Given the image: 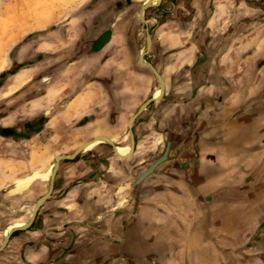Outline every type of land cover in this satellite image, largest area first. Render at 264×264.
<instances>
[{
	"label": "rangeland",
	"instance_id": "rangeland-1",
	"mask_svg": "<svg viewBox=\"0 0 264 264\" xmlns=\"http://www.w3.org/2000/svg\"><path fill=\"white\" fill-rule=\"evenodd\" d=\"M102 1V8L112 12V19L104 21L109 29L103 31L96 40L108 33L104 42L106 44L114 33L113 38L115 37L116 41L112 38V44L104 49L101 60L103 63L108 59L107 67H105L106 71L99 75L97 72L99 64L95 62L90 66L79 65L86 68V71H81L78 67L77 70L69 68L67 72L62 73L69 65L66 63L67 60L73 61L76 53H81L82 50V54L90 56L104 46L103 44L94 50L93 44L96 40L92 47L88 43L91 37L89 39L88 36L85 37L80 33L82 40L80 42L78 40L75 46H69L70 49L66 47L68 57H64L61 61L58 57L66 54L64 50L54 51L55 49L46 45L44 49H38L39 46H36L38 41L40 46L43 45L42 39L57 41L58 35L65 32L74 39L79 38L77 26L73 25L71 27L73 30L58 32L47 39L42 37L36 42L34 33L36 29H43L48 22L51 23L52 18L56 16L55 12L59 9L58 6L65 5L68 0H0V60L5 63L0 68V128L12 126L20 130L37 122L41 124L39 129L49 126L45 133L39 132L40 134L22 142L0 137V209H4L6 214L0 221V240L5 229L21 222L18 220H22L21 223L28 220L32 214L30 205H33L37 199L31 201L26 194L31 193L37 183L45 184L46 187L45 179L49 174L53 177L55 165L54 157L52 159L50 157L60 154L67 156L72 153L71 146L77 144L74 138L78 137L77 132H81L77 130L80 125L89 123L82 130L85 135L83 140L87 141L82 140L83 144L101 137L109 140L108 137L97 135L109 129L105 128L100 119L91 122L92 117H85L81 121L71 120L74 117L69 118L68 113L74 114L75 109H71V105L67 109L66 103L74 97L75 92L86 86L89 88L90 85L94 88L92 90L96 88L106 91L105 89L111 86L125 89L126 95H122V100L115 99L108 120L110 122L112 114L115 120L118 113H124L127 115L125 117L127 121L142 103L152 97L154 91L155 94L159 92V82L145 67L144 60L155 66L162 75L164 68L173 63L175 57L177 59L173 64L177 65L178 56L181 54L184 58L191 57V64L184 65L188 66L186 70L181 69L182 66L179 68L177 66L178 69L170 75L172 77H167V88L171 80L174 84L178 81H187L182 72L189 75L195 90L208 86L209 93L203 94L199 99L214 104L222 124L214 136H218V141L220 140L216 142L220 166L229 174L225 172V175H221V179L223 177L226 179L221 182L229 185L231 199L236 201V218L241 215L242 204L248 203L251 199L252 213H258L260 220H263L264 207L258 204L260 193L264 190V0H218L217 5L220 7L217 8L216 13L219 14L214 19L212 30L206 29V21L213 16L214 8L211 3L209 6L207 4L208 13L205 16L195 18V10L188 12L185 7L186 3L193 0H163L159 5L145 10V24H143L139 19V10L142 3L149 0ZM70 2L71 0L68 3ZM180 2L183 3V9L179 7ZM94 3L93 1L90 5ZM36 21H39V24L30 28ZM53 29L49 28L46 33ZM146 31L151 35L149 39L152 40V45L150 48L149 44L148 49L143 52L148 38ZM29 32L33 34H28ZM162 38H166V41L163 42ZM141 54L145 56L143 61L141 58L139 64ZM123 59L126 61L119 65ZM136 75L147 76L148 82L142 78L136 80ZM96 79L101 81L97 82ZM125 86L129 89L136 87V91L139 92L134 104H131L132 92ZM93 98L94 100L100 98L95 102L103 101L102 95L99 97V94H95ZM162 98L164 99L151 103L135 119L133 134L138 120L140 122L145 118L148 119L154 112H157L155 118L158 120L164 118L163 109L166 108V103H170L167 102L170 98L169 95H163ZM181 101L182 99H179L174 104L178 103L181 106ZM121 103L127 104L124 106L120 105ZM203 109V107L199 109L200 112ZM195 112L198 113V110L188 115L179 107L176 112L172 111L170 114L167 112V114L172 116L170 119H173V122L178 120L177 124L184 125L185 121L195 119ZM80 113L77 111L75 114L80 116L78 115ZM96 113L100 114L98 111ZM97 114L94 116H99ZM179 115L186 118L183 119ZM53 120H57L58 123ZM52 121L53 123L49 125ZM227 122H229L228 126H226ZM124 132L123 135L120 130L115 141L124 140L122 145L126 146L124 148H128L127 152H129L130 140L126 128ZM87 136L90 139H87ZM70 137L72 141H68ZM159 137L165 138L164 135ZM110 140L113 142L112 139ZM156 145L157 142H154L152 148ZM163 147L165 142L161 138L156 148L158 149L156 155H162ZM147 150L141 148L142 156L146 155ZM116 155L120 159L130 156L122 157L117 153ZM225 188L226 185L220 189L221 197L227 198ZM121 189L125 190L124 187ZM10 198L13 199L12 202L15 200L14 205H10ZM20 213L24 216L17 218ZM7 218L9 220H6ZM30 227L34 228L33 225ZM16 235L15 232L12 233L11 238ZM220 240L221 246L227 243L225 240ZM5 246L0 250V262L16 263V259L9 262L11 261L7 256L9 248ZM253 252L254 256L251 252L247 255L240 253L238 256L243 255L242 258L231 255L228 261H224L227 254H220L218 258L220 264H233V262L260 264L257 260L260 257L264 262V249L257 253Z\"/></svg>",
	"mask_w": 264,
	"mask_h": 264
},
{
	"label": "crops",
	"instance_id": "crops-1",
	"mask_svg": "<svg viewBox=\"0 0 264 264\" xmlns=\"http://www.w3.org/2000/svg\"><path fill=\"white\" fill-rule=\"evenodd\" d=\"M93 1L94 5H90ZM153 1L162 2L163 0ZM68 2L63 6H58L59 9L55 12L56 16L52 18L51 23L48 22L45 28L36 29L34 32L37 42L42 37L47 39L58 32L73 30L71 28L73 25L77 26L76 31L79 33L77 36L79 38L74 39L65 32V34L58 35L57 41L42 39L43 45L41 46L38 41L36 45L39 46L38 49H44L46 45L55 49L54 51L64 50L66 54L59 55V61L68 57L66 47L75 46L78 40L79 42L82 40L81 34L88 36L89 39L91 37L88 43L92 47L97 37L109 29L104 21L112 19V12L102 8V0H71L70 3ZM209 3L213 5L212 8L215 11H212V18L206 21V29L212 30L214 19L219 14L216 13L217 8L220 7L217 5L218 0H193L186 3L185 7L188 12L195 10L196 18L208 13L206 9ZM151 6L154 5L151 4ZM179 7L184 8L182 2L179 3ZM114 14L116 17V13ZM39 21L32 23L30 28L39 24ZM49 28L55 29L46 33ZM31 33L33 34V32L28 34ZM113 35L114 33L99 51L90 56L82 54V50L81 53H76L73 61L72 59L67 60L66 63L69 65L62 73L67 72L69 68L77 70L78 67L81 71H86V68L79 65L89 64L90 66L93 62L99 64L97 68L99 75L106 71L108 59L102 63L101 57H103L104 49L112 44ZM67 39L70 40L67 41ZM113 39L116 41L115 37ZM162 41L165 42L166 38H162ZM149 44L151 48L152 40ZM183 56L182 54L178 56L177 65L173 64L177 59L175 57V61L164 68V74L159 73L163 80V93L158 101L164 99L163 95H169L170 99L167 102L170 103L165 104L164 118L158 120L155 118L157 112L152 111L154 113L151 112L152 116L148 119L145 118L140 122L138 120L134 132L133 153L129 151L128 155H120L127 157L131 154L128 158L120 159L116 155V148L114 153L111 146L101 142L92 150L79 154L73 160L59 162L50 198L43 202L37 210L32 223L34 228L29 227L24 231H16L17 235L14 238L10 237L11 239L7 241L5 247L9 248L7 256L11 259L10 263L16 259V263L13 264H220L218 258L220 254H227V259L225 258L224 261H228L231 255L237 257L240 253L247 255L250 252L253 255V251L257 253L264 249V218L260 220L258 213H252L251 199L250 204L249 201L242 204L243 210L238 216L240 219L236 218V201L231 199L229 185L221 182L226 180L224 177L221 179V175L229 174L220 166L216 146L218 136H214L222 124L219 113L214 109V104L211 105L199 99L203 94L209 93L208 86L195 90L191 85L193 82L189 75L182 72L187 81H178L174 84L171 80L167 88V77L171 78V73L180 66H182L181 69L186 70L188 66L184 65L191 64V57L184 58ZM125 61L121 60L119 65ZM139 78L148 82V77L145 75H136V80ZM98 80L97 82L101 81ZM87 87H83L79 92L75 90L74 97L66 103L67 109L69 105L71 109H75L71 110L74 114L68 113L69 118L74 117L71 120L81 121L85 117H92L91 122L100 119L105 128L109 129L97 135L112 139L119 150H128L122 145L124 140L120 142L115 140L120 130L124 135L125 128L130 140L127 123L133 115L126 121L127 115L124 113H118L115 120L112 114L110 122L108 120L111 114L109 111H112L115 99L121 101L122 95H126L125 89L111 86L106 88V91H102L96 88L92 90L94 88L91 85ZM125 88L132 92L131 104H134L139 92L136 91V87L129 89L125 86ZM155 92L152 93L151 98ZM95 94H99V97L102 95L103 101L95 102L100 99L94 100ZM179 99H182L181 106L178 103L174 104ZM207 99L210 98L207 97ZM126 104L121 103L120 105L125 106ZM171 104L174 106L169 109ZM177 106L180 110H185L188 115L198 110V113H194L195 119L185 121L184 125L177 124L178 120L173 122V119H170L172 116H169L167 112L169 114L172 111L176 112L179 109ZM202 107L204 109L200 112L199 109ZM77 111L81 112L78 114L80 116H76ZM97 111L100 114H97ZM93 113L99 116L95 117ZM179 117L186 118L180 115ZM53 121L58 123L57 120ZM87 124L89 123L77 128L81 132H77L78 137L74 138L77 144L71 146V154L87 142L83 140L85 135L82 131ZM226 124L228 126L229 122ZM47 127L49 126L42 129L37 127V130L45 133ZM162 135L165 138L159 137ZM86 138L90 139L89 136ZM161 138L165 143L167 140L170 141L168 159L157 166L143 182L133 186L138 176L160 157L156 155L158 152L156 148ZM68 139L72 141V137ZM154 142H157V145L152 148ZM78 144L80 146H77ZM75 146L77 147L74 148ZM141 148L148 149L146 155L142 156ZM61 155H52L50 159ZM52 178L45 179L46 187L45 184L37 183L31 191L33 194H26L31 201L34 198L38 200L47 194ZM224 185H226L224 190L227 198L221 197L220 189ZM122 187L125 190L121 189ZM136 198L137 202H135ZM9 200L10 205H14L15 200L13 202V199ZM30 206L32 214L24 224L31 222L33 217L35 203ZM258 206L264 207V190L260 193ZM5 215V210L0 209V221ZM23 216V213H20L17 218ZM4 231L0 240L1 245L5 238ZM7 234L9 236V232ZM220 239L227 243L221 246ZM242 256L238 257L242 258ZM232 260L235 259L232 258ZM257 260L260 264H264L262 257ZM0 264L7 263L0 262Z\"/></svg>",
	"mask_w": 264,
	"mask_h": 264
},
{
	"label": "water",
	"instance_id": "water-1",
	"mask_svg": "<svg viewBox=\"0 0 264 264\" xmlns=\"http://www.w3.org/2000/svg\"><path fill=\"white\" fill-rule=\"evenodd\" d=\"M151 5L150 4H145V5H142L140 7V10H139V19L140 21L145 24V20H144V13H145V10H147L148 8H150ZM153 7V6H152ZM108 34V33H107ZM107 34L104 35V36H101L98 40H96L93 44V49L96 50L97 47L100 48L101 46H103L106 38H107ZM150 33L146 31V37H148ZM146 39V38H145ZM146 42V41H145ZM147 54V53H146ZM144 56L145 54H141L140 57H139V62L142 58V60H144ZM145 62V61H144ZM146 65L148 66V68L151 70L153 76L157 79V81L159 82V85H160V81H159V77L157 75V71L156 69L153 67V65H151L150 63H146ZM153 102H156L155 99L153 98H150L148 100H146L144 103L141 104V106H139V108L137 109V111L133 114V116L130 118L131 120H129V134H130V144H131V150L134 149V146H135V137H134V134L132 132V127H133V123L135 121V119L140 115L142 114L146 109L147 107L153 103ZM131 122V124H130ZM107 139V138H105ZM108 145L112 147L113 149V152H114V145L112 143H110L108 140ZM169 149H170V141L167 140L166 143H165V147H164V151L162 153V155L160 157H158L152 164H150V166H148V168L141 174L138 176V178L136 179V181L134 182L133 186H137L138 184H140L141 182H143L144 179H146L149 175H151L153 173V171L155 170V168L157 166H159L160 164H162L163 162H165L167 159H168V153H169ZM78 151V150H77ZM77 151L73 152V154H71L70 156H65V157H59L61 161H69V160H73L76 156L79 155V153H77ZM115 153V152H114ZM58 159V158H57ZM58 162V161H57ZM53 180L49 183V187H48V190H47V194H45L44 196H42L41 198H39L36 202V205H37V208L36 210L34 211V215H33V218L31 220V222L29 223V225H27L25 227V229L29 228L32 223H33V220L35 218V215H36V212L37 210L39 209V207L42 205V204H39V202L41 200H44L43 202H45L46 200H48L50 198V195H51V192H52V189H53ZM135 202H137V198L135 200ZM16 231H21V230H14L12 231L9 236H8V240L11 236L12 233L16 232ZM7 243V242H6ZM5 243V245H6ZM4 243H2V245L0 246V250H2L4 248Z\"/></svg>",
	"mask_w": 264,
	"mask_h": 264
},
{
	"label": "bare ground",
	"instance_id": "bare-ground-1",
	"mask_svg": "<svg viewBox=\"0 0 264 264\" xmlns=\"http://www.w3.org/2000/svg\"><path fill=\"white\" fill-rule=\"evenodd\" d=\"M160 2L161 1H153V0H149V1H146V3H142V5H145V4H152V5H154V6H157V5H159L160 4ZM141 5V6H142ZM149 37L151 38V35H148V38L146 39V44H145V49H144V51L143 52H145L147 49H148V47H149V42H151V40L149 39ZM146 63V62H145ZM5 65V63H4V61L3 60H0V68H2L3 66ZM145 67H147L148 68V66L147 65H145ZM148 70L151 72V70L148 68ZM157 71V70H156ZM152 73V72H151ZM153 75V74H152ZM157 75H158V77H159V81H160V85H159V92L158 93H156L154 96H153V99H155V101L156 100H159V98L161 97V95H162V93H163V80H162V78H161V76L159 75V73L157 72ZM161 94V95H160ZM131 120V119H130ZM130 124H131V122H130ZM128 129H129V122H128ZM109 141V140H108ZM101 142H104V143H107L108 144V142H107V139H104V138H98L97 140H93V141H91V142H89V143H86V144H83V146H81L79 149H77L78 151H77V153H79V154H81V153H84V152H86V151H88V150H92L93 148H95L97 145H98V143H101ZM110 143H112L111 141H109ZM113 144V143H112ZM114 145V144H113ZM115 148H116V152L119 154V155H122V156H125V155H128V153H127V150H119V149H117V147L114 145V150H115ZM130 152H132L133 153V150H131V144H130ZM59 157H65V156H56L55 158H54V162H55V164H56V162L59 164V162L61 161V160H59L60 158ZM58 158V159H57ZM57 164V165H58ZM56 169H57V167H56ZM56 169H55V171H56ZM55 171L52 173L53 174V178L52 179H54V176H55ZM52 180L50 179V182H51ZM49 182V183H50ZM43 201L44 200H41L40 202H39V204H43ZM37 202V201H36ZM36 202H35V207L37 208V205H36ZM36 208H35V210H36ZM34 213V212H33ZM34 215V214H33ZM33 218V217H32ZM32 220V219H31ZM30 223V222H29ZM29 223L28 224H24V223H17L15 226H11V227H8V229H14V230H24L25 229V227L27 226V225H29ZM8 229H5V231H4V236H5V238H4V245H5V243L8 241V234H7V230ZM14 230H11V232L12 231H14Z\"/></svg>",
	"mask_w": 264,
	"mask_h": 264
},
{
	"label": "flooded vegetation",
	"instance_id": "flooded-vegetation-1",
	"mask_svg": "<svg viewBox=\"0 0 264 264\" xmlns=\"http://www.w3.org/2000/svg\"><path fill=\"white\" fill-rule=\"evenodd\" d=\"M40 126H41V124L39 122H37L34 124H30L29 126L25 127L24 129H20V130L16 129L15 127H12V126H8L6 128H0V137L6 138V139H11L13 141L19 140L20 142H22L24 140L31 139L34 136H36L40 132L39 129L37 130V127H40ZM30 135H32V136H30ZM75 151H77V150H75ZM57 164L54 165V171L57 167ZM48 177L51 178L50 174L48 175ZM10 231H11V229H9L7 232H10Z\"/></svg>",
	"mask_w": 264,
	"mask_h": 264
}]
</instances>
